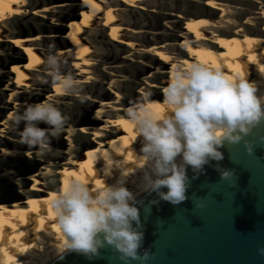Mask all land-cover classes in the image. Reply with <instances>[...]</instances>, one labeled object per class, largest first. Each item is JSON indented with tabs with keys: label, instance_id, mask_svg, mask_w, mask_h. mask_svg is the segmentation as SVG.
Masks as SVG:
<instances>
[{
	"label": "rangeland",
	"instance_id": "rangeland-1",
	"mask_svg": "<svg viewBox=\"0 0 264 264\" xmlns=\"http://www.w3.org/2000/svg\"><path fill=\"white\" fill-rule=\"evenodd\" d=\"M103 1L104 8H114L123 38L131 39L135 44L113 42L110 27L104 25L106 15L100 13L80 35L92 46L86 56L89 63L83 65L87 71L81 73L72 65L73 61L68 63L77 59L76 51L71 49L74 44L68 41V49L60 55L64 60L63 70L72 73L80 83L82 94L87 97L84 103L75 96L56 94L53 89L47 93L49 83L42 82L46 78L43 59L37 68L31 69V74L28 73L25 85L17 84L11 69H3L9 61L22 60L19 51L10 52L5 36L46 30L49 23L67 28L66 20L80 16L79 10L84 7L80 0H25L21 14L0 22V57H10L6 61L0 59V213L5 203L31 201L39 194L32 190V174H37L44 189H62L66 183V165L79 167L88 157L89 148L99 143L109 145L117 135L125 133L122 120L130 106L163 98V90L173 75L171 64L163 62L150 48L160 46L173 54L180 65L185 64L191 59L190 49L182 42L195 38L187 27L190 18H208L210 25L204 28L207 35L217 32L232 36L241 28L243 34L264 37V0H215L223 10L209 6L208 0H140L138 6L120 0ZM48 39L39 35L29 42L46 52L44 44ZM146 93H151L150 98L145 96ZM48 101L54 103L67 120L59 136L51 140V150L41 152L19 143L12 117L29 105ZM121 116L124 117L118 119ZM113 119L116 125H113ZM23 126L22 123L20 130ZM38 126L49 127L42 122ZM97 131L102 134L98 138L94 133Z\"/></svg>",
	"mask_w": 264,
	"mask_h": 264
},
{
	"label": "clouds",
	"instance_id": "clouds-1",
	"mask_svg": "<svg viewBox=\"0 0 264 264\" xmlns=\"http://www.w3.org/2000/svg\"><path fill=\"white\" fill-rule=\"evenodd\" d=\"M54 49L55 45H49L42 82H51L58 93L84 103L87 97L80 83L63 70L64 60ZM257 91V84L246 76L232 78L220 68L194 62L178 67L170 78L162 93L163 112L150 102L130 106L125 114L127 125L143 138L141 155L137 156V169L143 170L139 190L155 192L160 199L179 204L187 198V167L198 174L210 161L223 159L218 149L225 141L243 142L252 154L253 145L245 137L264 122V95H257ZM145 96L150 98L151 93ZM66 120L51 101L29 105L12 117L19 143L41 152L51 150V140L59 136ZM41 122L49 127L40 128ZM98 159L104 161L105 175L110 176L114 168L122 170L115 184L93 191L87 182L69 177L49 201L62 240L60 250L91 259L101 248L110 247L124 264H145L150 251L140 252L142 225L136 195L125 186L127 169L122 161L113 159L111 150L108 157ZM219 171L223 179L232 175L228 170ZM258 253L264 256V247L258 248Z\"/></svg>",
	"mask_w": 264,
	"mask_h": 264
},
{
	"label": "water",
	"instance_id": "water-1",
	"mask_svg": "<svg viewBox=\"0 0 264 264\" xmlns=\"http://www.w3.org/2000/svg\"><path fill=\"white\" fill-rule=\"evenodd\" d=\"M26 61V60H25ZM264 122L243 142L218 150L200 173L187 167L186 199L172 204L149 192L136 201L143 232L140 252L149 249L145 264H264ZM219 169L232 173L223 179ZM167 191L166 188L162 189ZM135 226V224H134ZM51 264H124L110 247L89 259L69 250ZM130 264H138L131 261Z\"/></svg>",
	"mask_w": 264,
	"mask_h": 264
},
{
	"label": "bare ground",
	"instance_id": "bare-ground-1",
	"mask_svg": "<svg viewBox=\"0 0 264 264\" xmlns=\"http://www.w3.org/2000/svg\"><path fill=\"white\" fill-rule=\"evenodd\" d=\"M24 1L0 0V22L8 14L22 13ZM101 1L87 0L91 9L83 11L84 20H76L72 23V36L76 43L82 47L80 56H87L89 52L86 50L89 45L80 36L83 28L91 25L94 17L102 12L108 16V24L112 26L114 37L122 42H130L129 39L123 38L122 26L116 24L117 18L114 9L111 7L104 8ZM124 1L133 6L140 4V0ZM209 4L213 8L223 10V7L215 0H209ZM209 25L210 20L206 17L190 18L187 21L188 30L195 34V38H187L182 42L190 49L191 58L187 59L183 65H180L177 59L175 60L173 54L171 55L160 46H153L152 49L165 63L171 64L170 73L172 74L180 66L186 68L194 62H199L212 68H220L225 75L232 78L246 76L250 82L257 84V95H264V37L249 33L243 34L241 28L237 29L235 31L237 34L232 36L219 35L217 32L207 35L204 33V28ZM0 39H2L1 26ZM21 43L25 44L24 40ZM131 44L134 45L135 43L132 42ZM29 50L33 62L15 67L22 82L28 78V70L34 69L42 63L41 55L34 48ZM148 102L159 107L162 112L164 111L163 98L151 99ZM111 121L113 125L117 124L116 120ZM122 121L125 133L117 135L109 145L99 143L98 146L89 148L88 157L82 161L79 167L71 168L66 165V181L69 177L81 179L87 182L93 191L104 184H115L120 179L122 170L114 168L110 176L105 175L103 171L104 161L102 159L97 161L98 156L108 157L111 150L113 159L122 161L127 169L128 176L125 178V186L136 195V201L149 193L141 192L138 187L143 176V170L137 169V156L141 155L140 149L143 138L136 136L135 131L127 125L125 117ZM83 130L87 131L86 127ZM94 133L97 138L102 135L99 131ZM31 178L34 180L32 190L39 193L34 199L2 205L3 210L0 213V264H51L69 251L61 252L60 250L61 236L54 213L48 206L49 201L60 189H44L36 173L32 174ZM34 222L36 223L35 229L33 228Z\"/></svg>",
	"mask_w": 264,
	"mask_h": 264
},
{
	"label": "crops",
	"instance_id": "crops-1",
	"mask_svg": "<svg viewBox=\"0 0 264 264\" xmlns=\"http://www.w3.org/2000/svg\"><path fill=\"white\" fill-rule=\"evenodd\" d=\"M101 1V0H100ZM120 1H122V2H124V3H127L128 5H130V6H133V5H131L130 3H128L127 1H124V0H120ZM80 2H82V3H80L81 5H84V7H82L80 10H79V12H81L80 13V16L78 17V19H69V20H66V22H65V25H68V27L67 28H62V27H59V25H57V24H55V23H49L48 25H46V30H40V31H37L36 29L35 30H31L30 31V33H28V34H22V35H15V36H13V37H4L5 38V42H6V45L8 46V47H10L11 49H9L10 50V52L11 51H23V57H20V58H22V60H21V62H11V61H9V63L6 65V66H4L5 68H3V69H7V70H9V69H11L12 70V72L13 73H15V81L17 82V84L18 85H25V84H27V78L26 79H24V82H22L21 81V79L19 78V74H18V72L15 70V67L17 66V65H25V64H31L32 62H33V57H32V54L30 53V48H34L40 55H41V57H42V59L44 60V58L46 57V55L48 54V52H49V45H55V49H54V51H56L57 53H59V55H61L62 54V52L63 51H66L67 49H68V47H69V42H71V43H73L74 44V46L71 48V49H74L76 52H75V56H76V60H69V62L68 63H71L72 61V65L74 64V67L76 68V69H78L81 73H85V71H87V69L83 66L84 64H87V63H89L87 60H86V56H80V53H81V51H82V47H80L77 43H76V40L74 39V37L72 36V29H73V27H72V23L74 22V21H76V20H79V21H83L84 20V17H83V11L84 10H89V9H91V6H90V4L87 2V0H84V2H83V0H80ZM101 3H102V5H103V7H105V1H101ZM207 3H208V5L210 6V4H209V0L207 1ZM24 5H25V2L23 3ZM22 4V7L24 6ZM112 9H114L113 7H111ZM33 12V11H32ZM19 14H21V13H19ZM30 14H33V13H30ZM104 14V13H103ZM9 16H12V15H14V14H8ZM7 15V16H8ZM106 15V14H105ZM7 16L5 17V18H7ZM34 17H36V18H40V16L39 15H33ZM103 17H104V15H103ZM106 20L104 19V23L106 24H104L106 27H108L109 28V24H108V16L106 15ZM201 18V17H200ZM106 21V22H105ZM116 24H117V21H116ZM185 24H186V20H185ZM117 25H119V24H117ZM119 26H121V25H119ZM85 28H87V27H85ZM111 32V34H112V37H113V39H112V41L113 42H122L121 40H118V39H116L115 37H114V35H113V32H112V26H110V30H109V33ZM39 35H41L43 38H49L48 39V42H46L45 44H44V46L46 47V52H42V51H40V49H39V47L38 46H34L33 44H32V42H29L31 39H33L34 37H39ZM82 38V37H81ZM13 39V40H12ZM1 40V39H0ZM17 40V41H16ZM24 40V42H25V44L23 43H21V41H23ZM117 40V41H116ZM69 41V42H68ZM85 41V40H84ZM129 41L132 43V42H134V41H132L131 39H129ZM87 44H88V42L87 41H85ZM130 42H126V41H123V43H125V44H127V45H129V46H132L133 44H131ZM25 45V46H24ZM89 45V47L86 49L87 51H89L88 52V54L90 53V51H91V49H92V46L90 45V44H88ZM41 47H43V46H41ZM151 49H152V47H151ZM81 50V51H80ZM85 50V51H86ZM153 50V49H152ZM15 53V52H14ZM22 53V52H21ZM154 54L156 55V53L154 52ZM10 55V54H9ZM12 55H14V54H12ZM25 55L27 56V60H26V57H25ZM14 56H17V54L15 53V55ZM157 57H159L162 61H163V59L160 57V56H158V55H156ZM10 57L8 56H4V57H0V59H2V60H7V59H9ZM31 58V59H30ZM84 58V59H83ZM2 60L0 61V63L2 62ZM26 60V61H25ZM42 60V61H43ZM84 62V63H83ZM163 62H165V61H163ZM19 63H21V64H19ZM79 63H81L80 65H79ZM37 68V67H36ZM35 69V68H34ZM29 74H31L32 73V71L31 70H28L27 71ZM80 72H78L79 74H81ZM44 75L46 76V71L44 72ZM20 82H21V84H20ZM24 83V84H23ZM49 88H50V90H49V92H47V93H51L52 92V89L53 90H55V93L57 94L58 92L56 91V88H55V86L54 85H52L51 84V82H49ZM61 95H63V94H61ZM152 99H154V98H152ZM156 99V98H155ZM122 117H124V116H121L120 118H118V119H121ZM84 128V127H83ZM82 128V129H83Z\"/></svg>",
	"mask_w": 264,
	"mask_h": 264
},
{
	"label": "trees",
	"instance_id": "trees-1",
	"mask_svg": "<svg viewBox=\"0 0 264 264\" xmlns=\"http://www.w3.org/2000/svg\"><path fill=\"white\" fill-rule=\"evenodd\" d=\"M20 52V56L23 57V51H19ZM22 52V53H21ZM26 60H27V56L25 55ZM24 58V57H23Z\"/></svg>",
	"mask_w": 264,
	"mask_h": 264
}]
</instances>
